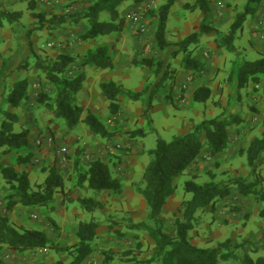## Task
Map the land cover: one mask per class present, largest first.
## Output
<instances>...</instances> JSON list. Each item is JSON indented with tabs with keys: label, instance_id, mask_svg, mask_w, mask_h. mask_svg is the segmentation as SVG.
Masks as SVG:
<instances>
[{
	"label": "rangeland",
	"instance_id": "rangeland-1",
	"mask_svg": "<svg viewBox=\"0 0 264 264\" xmlns=\"http://www.w3.org/2000/svg\"><path fill=\"white\" fill-rule=\"evenodd\" d=\"M92 1L0 0V13H20L14 22L0 15V123L9 109L19 116L15 131L29 130L30 145L21 153L31 154L32 161L23 165L22 169L28 172L35 190L44 182L52 165L62 175L65 184L64 192L56 194L53 206L27 209L20 206L12 217V224L21 230L29 227L41 229L53 244L69 247L77 242L79 222L94 220L99 224L97 238L92 244V254L84 264H145L153 257L154 243L145 231L131 230L125 221H148L149 209L141 194L145 186L143 173L151 158L149 152L156 147L158 139L169 142L181 135L184 120L187 123L190 121L193 127L205 119L222 115L240 119L229 128L231 143L225 153L210 157L205 147L199 160L175 180L177 190L160 215L164 230L170 235H175L174 223L181 217L182 203L191 197L184 191L185 181L194 180L203 184L237 177L247 178L250 175L243 151L253 139L261 136L264 109L262 84L250 82L239 89L233 75L243 62L255 61L264 54V0L249 4L253 12L247 16L243 29L235 37L234 52L227 48L225 37L236 16L244 12L248 0H207L210 7L207 15L196 5V0H174L166 28V39L170 46L165 51L158 49L156 44L157 20L154 14L168 0L121 3L118 11L119 16L125 18L124 29L95 40H83L82 35L88 28L84 21L59 25L49 22L52 15L83 11ZM103 19H108V16ZM201 25L215 30L207 34L200 33ZM193 33L199 34L198 39L187 47L186 52L182 51L181 43ZM202 42L204 45L200 44ZM99 47H107L112 61L115 60L116 67L106 72L111 74L115 69L114 74L122 79L121 86L124 89L136 92L145 78L147 86L141 96L145 102L120 96L119 114L104 119L113 133L110 139L94 134L74 139L71 135L74 129L70 131L61 118L37 102L41 93H46L51 101L55 96L54 86L48 83L37 63L47 64L63 53L74 56L75 62L65 75L73 77L83 72L85 80H91L88 86L91 96L99 78L93 80L96 66L90 57ZM194 50L195 53L204 51L206 60L200 65L201 69H192V82L208 87L211 90L210 98L205 103L193 102L184 93L180 98L183 101L181 108L168 98H163V95L159 97L162 99H158L162 90L159 89L148 110V88L164 72L167 77L165 84L168 85L174 74L171 69L174 60L177 59L183 66L187 56L191 57ZM144 59H152L154 63L161 61L163 69L156 75V66L148 68L139 63ZM21 80L28 81L29 98L22 106L14 108L8 104L7 97L13 86ZM139 131H143L144 135L132 136ZM94 146L96 149H91ZM62 149H66L65 154ZM1 152L2 155L8 154L6 150ZM11 154V160H15L17 153ZM77 157L85 166L92 159L107 163L113 177L122 183V192H94L86 186H79L75 168ZM257 174L261 180L259 187L264 190V154ZM7 190L0 175L2 216L7 214ZM235 190L233 188L232 195L219 201L214 209L208 207L197 213L194 229L190 233L191 241L199 247L215 248L228 239L238 244L251 240L245 245V250L239 249L238 253L246 251L253 258L264 257V202L256 201L252 196L240 198L234 193ZM79 198H95L102 207L92 212L86 211L78 203ZM22 217L26 219L25 223ZM113 218L120 222L113 223ZM57 261L69 264L71 256L53 249L19 253L5 246L1 248L0 264ZM221 264L239 263L230 260Z\"/></svg>",
	"mask_w": 264,
	"mask_h": 264
},
{
	"label": "trees",
	"instance_id": "trees-1",
	"mask_svg": "<svg viewBox=\"0 0 264 264\" xmlns=\"http://www.w3.org/2000/svg\"><path fill=\"white\" fill-rule=\"evenodd\" d=\"M125 1H132L134 4L144 2V0H93L83 11L52 15L49 22L59 25L68 22L79 24L84 21L88 28L82 35L83 40H95L124 29L125 18L119 16L118 6ZM254 2H259V0H248L244 12L236 16L230 26L229 33L225 37L227 48L232 52L236 50L233 42L237 33L243 29L247 16L253 12L249 4ZM31 4L34 8L33 1ZM173 4L174 0H168L160 5L154 14L157 20L155 39L157 47L161 51H165L170 46L166 39V28ZM196 5L205 15L210 12L207 0H196ZM0 15L9 22H14L20 13L13 14L2 11ZM104 16H108V19H103ZM199 30L200 33L207 34L215 29L201 25ZM198 36L197 33L188 36L181 43L182 51L194 43ZM90 58L96 67L114 68L107 47H99ZM74 62V56L63 53L47 64L37 63L38 68L45 73L48 83L55 88V96L52 101L46 93H41L37 102L42 104L46 110L53 112L56 117L61 118L70 131L78 125L84 124L94 135L110 139L113 133L106 127V123L102 122L90 110L86 111L75 103V95L83 88L85 74L80 72L73 77L65 75L67 69ZM186 62L194 70L201 69V66L191 59L190 55L187 56ZM139 63L148 68L156 66V75L163 69L161 61L154 63L152 59H144ZM165 74L164 72L153 86L148 88V110L152 107L156 92L166 81ZM233 77L239 89L246 87L250 82L262 84L261 93L264 99V54L255 61L243 62ZM28 86L27 80L17 82L7 97L8 104L14 108L22 106L29 98ZM100 89L109 101V110L112 116H116L120 112V96H126L133 100H139L142 96V92L126 90L113 81L102 82ZM210 96L211 90L201 86L195 90L193 100L205 103ZM238 120L240 119L228 118L223 115L205 119L193 126L186 134L175 136L169 142L161 138L158 139L156 147L149 152L151 158L143 173L145 186L141 190L149 209L148 221L140 223H135L132 220L125 221L129 229L145 231L154 243L153 257L145 264H221L230 260L239 264H264V257L253 258L246 251H243L242 254L238 253L239 249L245 250V245L251 240L238 244L228 239L219 243L215 248H206L193 244L190 236L194 229L197 213L208 207L214 209L219 201L232 195L233 188L244 197L252 196L256 201L264 202V190L259 187L261 180L257 174V168L264 154V109L261 136L253 139L243 151L250 167L249 177H237L226 181H211L203 184L194 180H187L184 182V191L191 197L182 203L181 217L177 218L174 223L175 235L165 232L160 219L164 206L177 190L175 180L183 176L199 160L205 147H207L210 157L225 153L231 143L229 128L233 122ZM18 121L19 116L16 113L6 111L0 123V149L6 150V153H17V167L0 164V175L8 188L5 194L7 214L0 215V254L2 246L19 253L53 249L59 252H67L71 256L69 264H84L91 256L92 244L97 238L99 224L96 221L79 222L76 231L77 242L69 247H59L53 244L42 230L35 228L21 230L10 222L8 212L13 210L16 205L46 207L53 202L56 194L63 193L65 189L64 179L54 165L48 169V175L44 182L36 190L34 189L28 172L22 169L23 165H28L32 161L31 154L21 153V150L30 145V132L28 129L15 131L14 128ZM136 135H144V132L139 131L138 134L135 133L132 136ZM75 168L79 186H86L94 192L112 191L116 194L122 192V183L113 177L110 166L101 159H94L85 166L77 157ZM78 203L90 212L102 207L100 201L95 198H79ZM112 222L118 223L120 221L113 218ZM262 248L264 249V245ZM39 264L64 263L57 261Z\"/></svg>",
	"mask_w": 264,
	"mask_h": 264
},
{
	"label": "crops",
	"instance_id": "crops-1",
	"mask_svg": "<svg viewBox=\"0 0 264 264\" xmlns=\"http://www.w3.org/2000/svg\"><path fill=\"white\" fill-rule=\"evenodd\" d=\"M200 44L204 45L203 42ZM203 52L204 51H200V52L195 53V50H194L192 55H191V59L196 61L199 65L203 64L206 60L204 55H203ZM172 64H173V67H171V69L174 71L173 77H172V79L168 85L165 84L167 81L166 80L165 83L163 84L164 86H162L160 88L162 90L158 94V99H162L159 97L161 95H163V98H168L171 101V103L173 102L182 108L183 107V104H182L183 101L180 100L181 96L185 93L184 96L187 98H190L194 102L193 94H194L195 90L201 86L196 85V82L186 83L187 77L190 76V73L192 72V68L190 66H188L186 60L183 64V66H181L177 62V59H175L174 63H172ZM113 65H114V67H116V65H117L115 60L113 61ZM106 70H108V69L103 70L102 68H97V67H95L93 69V72L95 74V78L93 80L94 81L97 80L96 79L97 77L99 78V80H98L96 88L93 90V93L91 96L89 95L90 93L88 92V86H89V83L91 82V80L89 78H87L84 81L83 88L75 95V99H76L75 103L77 105L83 107L86 111L90 110L102 122H104V119H106L108 116H112V114L110 113V110H109V101L106 99L103 92L101 91L100 84L102 82H106V81H113L118 85H122V83H121L122 79L117 78V76L114 74L115 69H114V71H112L111 74L106 72ZM110 70H112V69H110ZM114 79H116V80H114ZM145 84H146L145 78H143V82L140 84V86H138L136 88V92H142L147 86V85L145 86ZM139 100L144 101V98L141 97ZM7 111H9V109ZM9 112H11V111H9ZM140 113L142 114L141 111H140ZM45 115H46V113L44 114V116ZM106 127L109 129L108 126H106ZM183 129H185L184 132H182ZM191 129H192V127L190 125V121L187 123L184 120L182 128L180 129V133H181V135H184L187 132H189ZM90 134H93V133L87 127H83V125L80 124L76 128H74L71 135H72V138L79 139L82 136L90 137ZM91 149H96V146H94ZM0 150H3V149H0ZM12 158H13V156L11 153L2 155V152H1L0 153V164L4 165V166L17 167L16 157H15V160H11ZM92 160H94V159H92ZM5 191H6V189H5ZM234 193H236L240 198L244 197V196L240 195L237 192V190H235ZM56 199H57V197L54 198L53 202H55ZM53 202L50 204V206H53ZM20 206H22V205L18 204L13 208V210L8 212V217H9L11 223H13L12 217L14 216L15 212H17V210ZM22 207L26 208L25 206H22ZM24 211H30V210H24ZM21 220H24V218L22 217ZM25 222H26V219L24 220V223ZM28 229H34V228L29 227ZM35 229H38V228H35ZM39 230H41V229H39Z\"/></svg>",
	"mask_w": 264,
	"mask_h": 264
},
{
	"label": "built area",
	"instance_id": "built-area-1",
	"mask_svg": "<svg viewBox=\"0 0 264 264\" xmlns=\"http://www.w3.org/2000/svg\"><path fill=\"white\" fill-rule=\"evenodd\" d=\"M262 25H263V27H264V22L262 23ZM206 56H208L207 54H205ZM192 80H193V77L190 75V76H188L187 77V81H186V83H190V82H192ZM66 151V149H62V152L64 153ZM65 154V153H64Z\"/></svg>",
	"mask_w": 264,
	"mask_h": 264
}]
</instances>
